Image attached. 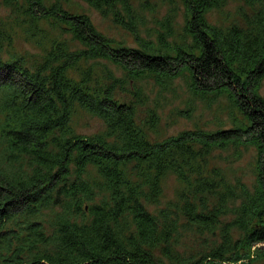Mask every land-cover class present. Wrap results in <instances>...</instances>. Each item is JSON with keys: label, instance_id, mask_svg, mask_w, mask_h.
I'll list each match as a JSON object with an SVG mask.
<instances>
[{"label": "trees", "instance_id": "trees-1", "mask_svg": "<svg viewBox=\"0 0 264 264\" xmlns=\"http://www.w3.org/2000/svg\"><path fill=\"white\" fill-rule=\"evenodd\" d=\"M82 1L138 47L58 1L1 0L38 31L41 54L17 55L0 27V264H264V246L250 252L264 244V0ZM230 2L235 16L212 22ZM177 77L199 101L224 99L231 126L152 140L157 116L139 119L138 85ZM82 111L103 132H74ZM229 147L255 148L251 191L229 188L211 162ZM167 175L178 200L151 212Z\"/></svg>", "mask_w": 264, "mask_h": 264}, {"label": "rangeland", "instance_id": "rangeland-1", "mask_svg": "<svg viewBox=\"0 0 264 264\" xmlns=\"http://www.w3.org/2000/svg\"><path fill=\"white\" fill-rule=\"evenodd\" d=\"M58 1L62 6L72 13L84 14L89 17L94 27L103 35L122 42L129 48H137L138 42L133 36L120 27H116L110 17H103L100 13L89 8L82 0H47V2ZM238 3L230 2L222 13H212L210 20L221 23L223 20H229L236 14ZM164 11L156 13L160 18ZM147 29L155 27L154 20L146 14ZM181 22V18L178 19ZM0 27H2L11 37V48L17 55H23L29 60L38 59L41 50L33 43L32 39L37 36L34 27L29 23H21L12 17L11 11L5 7L0 0ZM39 29H46L44 25H39ZM48 31V30H47ZM49 35L54 37L55 33L49 30ZM139 37L142 41H147L153 36L148 37L146 31H140ZM37 38V37H35ZM66 41L73 48L76 46L70 40V36L65 37ZM106 63V62H102ZM98 66L97 74L99 81L104 83L105 77L101 74V63ZM114 77H122L120 69L107 65ZM125 93L126 99L135 101L130 87H127ZM139 96L142 97L141 106H137L139 119L147 120L148 113L154 112L157 116L156 128L149 132L152 140H162L168 137L177 136L181 132L194 129L215 131L231 126L229 108L224 99H218L215 103L208 105L206 102L194 98L188 90L186 81L183 78H174L171 81L162 84H155L151 79L144 80L138 85ZM264 93V92H263ZM123 91L119 90V96L122 97ZM74 132L83 136H91L103 132L104 126L97 118L86 113L78 112L73 116L71 123ZM211 162L220 168L224 173L227 186L233 190H239L241 186L250 191L255 184L257 153L254 147H240L239 150L229 147L226 150L216 151L212 155ZM182 186L173 175H167L162 180V195L156 206L149 207V211L156 212L158 209L175 204L178 200V194ZM231 217H229L230 219ZM185 245H191L190 239L185 240ZM264 244L255 245L250 252L254 254L257 248Z\"/></svg>", "mask_w": 264, "mask_h": 264}]
</instances>
